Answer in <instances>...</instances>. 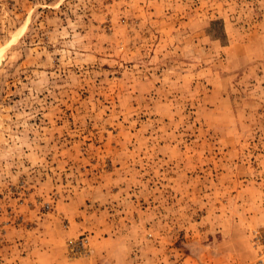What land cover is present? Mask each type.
Here are the masks:
<instances>
[{
  "label": "rangeland",
  "instance_id": "rangeland-1",
  "mask_svg": "<svg viewBox=\"0 0 264 264\" xmlns=\"http://www.w3.org/2000/svg\"><path fill=\"white\" fill-rule=\"evenodd\" d=\"M0 264H264V0H0Z\"/></svg>",
  "mask_w": 264,
  "mask_h": 264
}]
</instances>
